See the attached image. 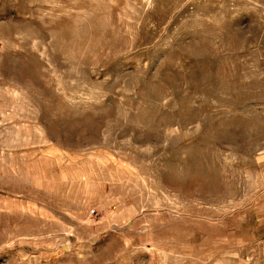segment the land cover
<instances>
[{
	"label": "rangeland",
	"instance_id": "obj_1",
	"mask_svg": "<svg viewBox=\"0 0 264 264\" xmlns=\"http://www.w3.org/2000/svg\"><path fill=\"white\" fill-rule=\"evenodd\" d=\"M262 191L264 0H0V264H253Z\"/></svg>",
	"mask_w": 264,
	"mask_h": 264
},
{
	"label": "crops",
	"instance_id": "obj_2",
	"mask_svg": "<svg viewBox=\"0 0 264 264\" xmlns=\"http://www.w3.org/2000/svg\"><path fill=\"white\" fill-rule=\"evenodd\" d=\"M252 216H253V225L254 227L249 232L250 239L246 240L241 238L239 242L240 247H246L248 244L253 245V264H264V191L261 192V195L258 199L255 200L253 205ZM243 234V232L241 233ZM245 237V234L243 235ZM250 242V243H246Z\"/></svg>",
	"mask_w": 264,
	"mask_h": 264
},
{
	"label": "water",
	"instance_id": "obj_3",
	"mask_svg": "<svg viewBox=\"0 0 264 264\" xmlns=\"http://www.w3.org/2000/svg\"><path fill=\"white\" fill-rule=\"evenodd\" d=\"M65 249H67V246H65Z\"/></svg>",
	"mask_w": 264,
	"mask_h": 264
}]
</instances>
